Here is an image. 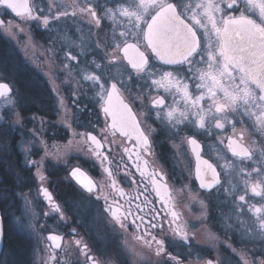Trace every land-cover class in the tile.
Listing matches in <instances>:
<instances>
[{"label":"flooded vegetation","instance_id":"af4514ba","mask_svg":"<svg viewBox=\"0 0 264 264\" xmlns=\"http://www.w3.org/2000/svg\"><path fill=\"white\" fill-rule=\"evenodd\" d=\"M188 3L189 0H182V4ZM226 3L227 0L221 7L225 8ZM238 7L243 11V0H238ZM240 11L225 8L223 13H216V18L219 21L222 15L239 16ZM246 14L258 19V12L250 11ZM186 23L191 22L186 20ZM202 31L197 29V34L201 35ZM143 44L146 43L141 42L140 46ZM146 54L150 55V50ZM194 59L197 63L193 66V72L187 71L188 65H165L154 57L151 63L170 71L179 69L188 83L189 92L197 96L201 92L195 88L199 80L195 78L194 72L196 68L203 69L206 65L198 62L199 57ZM125 64L130 71L136 73L135 69L130 68L126 62ZM111 83L115 82L110 81L108 86ZM118 88L120 95L133 110L140 128L148 135L150 150L145 151L142 145L137 144L135 134L130 139L110 127V118L102 110L105 100L101 99V102L96 103H72L79 111L74 125L78 134L83 137L81 143L86 155L73 154L68 173L58 176L55 170L54 176H50L52 180L42 183L41 186V189L48 190L52 201L58 204L63 212V218L56 212V234L61 238L60 247L53 248L46 236L49 247L57 251L56 264H222L220 255L196 240L195 229L202 231L211 221H234L239 216H243L246 221L250 260L252 263L262 264L264 236L258 233L264 230L259 228L258 217L264 216V187H258L257 194L252 191V186L264 184V155H261V150L264 149V130L257 124L255 116L229 113L227 120H221L224 128L218 129L212 119L214 108L211 113H207L212 100L205 95L200 105L207 113L206 129H200L190 123L170 128L165 120L168 109L175 107L184 110L185 105L183 97L177 92L173 91V94L179 99L173 100L169 95H152L151 92L140 91L136 87L133 99L128 98L119 85ZM255 91L259 95V90ZM161 97L164 99V105L154 106L153 100ZM217 99L222 100V94H219ZM251 111L259 114V110L254 107ZM189 119L197 118L192 115ZM75 127H55L57 133H50L49 136H53V139L57 136V140L62 136L68 139ZM89 134L100 142L99 148L88 138ZM189 137L194 138L199 145V161L197 154L192 150L193 146L188 143ZM229 138L249 147L254 153L252 160L241 161L239 157H234L228 147ZM16 147L18 149V141ZM19 153L22 166L33 171L31 165H24L23 155L20 151ZM105 157L107 159H104ZM203 161L212 165L216 173L215 178L219 180L212 188L200 186L201 180L209 184L214 179L212 170ZM198 165L199 179L196 174ZM76 167L96 185L91 193L71 177L70 172ZM105 168L111 170V177L105 172ZM153 173H162L164 176V180L156 177L157 187H160V193L164 196L163 201L154 190ZM113 180L115 189L112 187ZM164 183L167 184V192L162 187ZM178 185L182 189L181 195L176 191ZM121 190L123 195L120 194ZM97 196L100 198L97 199ZM240 196L245 199L241 201ZM42 197L46 205L53 209L48 199L43 195ZM195 202L199 209L198 215L190 214V205ZM107 206H122L121 212L131 209L132 215L125 221V228L116 225L110 213L104 211ZM256 208L262 209L261 213H256ZM172 212L177 214L178 219H173ZM137 215H142L144 220L136 219L135 224L131 223ZM96 219L98 223L94 225L93 221ZM149 220L162 227L152 228L148 224ZM177 226L187 234L186 241L175 234L174 229ZM213 230L218 234L221 232L218 228ZM153 236L156 240L164 241V253L156 254L157 244L152 239ZM77 241L80 242L79 245ZM85 245L87 248H84ZM237 248L233 244L226 245L223 252H232ZM89 256L92 257L91 260Z\"/></svg>","mask_w":264,"mask_h":264},{"label":"snow or ice","instance_id":"6c2138e0","mask_svg":"<svg viewBox=\"0 0 264 264\" xmlns=\"http://www.w3.org/2000/svg\"><path fill=\"white\" fill-rule=\"evenodd\" d=\"M221 2L223 3V0ZM0 6L10 9L17 17L38 18L32 15V8L28 4V0H0ZM98 6L102 9L101 17H97V12L91 7L87 11L95 20L97 26H99L102 18L112 20L114 22V36L117 18L123 17L126 19L125 29L119 32L121 43H115V48L123 52V57L135 69L137 78L143 80L149 89L156 86L164 88L165 91L182 93L185 101L184 110L170 107L166 113L165 120L170 128H178L180 124L190 123L200 129H206V114L211 113L214 108L215 114H222L212 116V119L215 120V127L218 129L224 128L221 120H227L228 114L232 113L255 116L257 124L264 130V0H243V11H240L238 7V0H227L225 8L240 11V15H222L219 21L215 14L223 13L225 8H222L220 3H215L214 0H206V2L202 0V2L195 5L190 3L181 4V0H174V2H166V0H114L113 7ZM82 11L84 10L82 9ZM250 11L253 13L258 12V19H253L252 16L246 14ZM189 12H191V15H187ZM186 20L191 23H186ZM43 22L47 25L48 18L44 17ZM2 23L3 21H0V24ZM197 29L203 30L201 35L197 34ZM130 39L133 42L129 43ZM142 41L146 42L145 51L140 50ZM97 47H100V45L97 44ZM148 50H150V55L146 54ZM153 57L165 65H188L187 71L189 72H193V66L197 63L194 58L199 57L198 62L206 65L203 69L196 68L194 72L195 78L199 80L195 88L201 94L193 96L189 92L188 83L185 82V78L179 69L164 71L163 73L156 70L151 63ZM72 59H75V57H72ZM96 68H101V65L96 64ZM82 78L91 81L94 87H99L98 95L105 100L103 111L112 118L111 127L113 129L119 128L121 134L130 139L135 134L137 144L142 145L145 151H149L151 143L148 135L140 128L128 104L124 103L119 95L118 83L125 90H131L125 82L118 81L106 87L107 80L111 77H102L95 72L85 74ZM149 80L151 81L150 84H148ZM255 90H259V95L256 94ZM6 92L10 93L11 89L6 83H0V97L4 96ZM219 94H222V100L217 99ZM205 95L212 100L207 113L200 105V101L205 98ZM114 98L118 101L119 108L113 105ZM153 105H164V99L161 97L153 100ZM253 107L259 110V114L251 111ZM188 109L194 111H188ZM192 115L197 119L190 120L189 117ZM157 118H160L159 113ZM234 128L235 125L233 124ZM88 138L96 144L97 148L101 146L95 136L89 134ZM188 143L193 146L192 150L197 154V160L199 161L197 141L189 137ZM234 144L235 146H233ZM228 147L232 155L239 157L241 161L252 160L253 158L254 153L249 147L236 143L231 138H229ZM125 151H128V149H125ZM261 155H264V149L261 150ZM104 159H107V157ZM203 163L212 170L214 179L209 184H205L201 180L200 186L202 188H212L213 184L219 183V180L215 178L216 173L212 165L208 164L207 161H203ZM105 172L111 177L110 169L105 168ZM141 174L143 175V173ZM196 174L199 179V165ZM71 175L77 178L78 182L90 193L96 187L94 182L79 167L74 168ZM157 176L160 180H164V176L162 173H153L152 179L154 190L163 201L164 196L160 193V187H157ZM112 187L114 189L116 187L114 180L112 181ZM162 187L165 192L168 191L166 183ZM258 187H264V184H254L252 191L257 193ZM41 191L51 203L53 210L60 213L61 218H63L60 206L52 201L48 190L41 189ZM120 194L123 195L122 190ZM99 198L97 196V199ZM168 198L171 199L170 194ZM239 199L243 201L245 198L240 196ZM105 200H107V197H105ZM121 207L107 206L104 211L110 213L116 225L125 228V221L132 215V211L126 209L121 212ZM137 208H139V205H137ZM261 211L260 208L255 209L256 213H261ZM171 215L174 220L178 219L175 212H172ZM136 219L143 221L144 217L137 215L131 223L135 224ZM153 219H155V216ZM258 222L259 228L264 230V216H259ZM148 224L152 228L162 227L152 223L151 220L148 221ZM2 232V218H0V235H2ZM174 232L181 239L185 241L188 239L187 234L181 227L177 226ZM258 234L264 236V231ZM48 239L58 241L61 238L50 235ZM152 239L157 244L156 254L164 253V241L156 240L154 236ZM76 243L79 245L80 242L77 241ZM56 247H60V244L57 243ZM84 248H87V245ZM88 258L92 259L90 256Z\"/></svg>","mask_w":264,"mask_h":264},{"label":"rangeland","instance_id":"374dc122","mask_svg":"<svg viewBox=\"0 0 264 264\" xmlns=\"http://www.w3.org/2000/svg\"><path fill=\"white\" fill-rule=\"evenodd\" d=\"M168 1L170 0H166ZM200 2L202 0H189L190 4ZM214 2L223 4L221 0ZM98 5L113 7L114 0H31L32 15L37 19L17 17L0 6V21H3L0 24V34L14 46L29 67L43 78L54 105L52 114L55 119L51 122L41 116L22 118L19 112L21 105L14 91L12 95L0 100V126L3 125L9 131H17L18 149L23 155L24 165H31L34 173V186L19 194L18 204L13 203L4 193L0 194L8 227L31 241L32 264H56L57 258V251L52 250L46 240L48 234L57 233V213L44 202L41 195L42 183L52 180L50 176H54L56 172L58 176L68 173L73 154L86 155L81 143L83 137L78 134L74 125L79 111L72 103H96L101 100L98 95L99 87H94L91 81L82 77L93 72L102 77H111L107 80L106 87L110 81H124L131 89L128 91L121 87L128 98L134 99L137 87L152 95H169L170 99H179L173 91H165L156 86L149 89L143 80L137 78V73L128 69L120 50L115 48V43H121L119 32L125 29L127 21L123 17L117 18L114 36L112 20L102 18L97 26L87 11L91 7L97 12V17H101L102 9ZM44 17L48 18L47 25L43 22ZM37 29L45 36L39 35L37 38L34 34ZM130 41L133 42L131 39L128 42ZM140 48L145 51V44ZM96 64L101 65V68H96ZM153 67L160 73L170 71L156 65ZM150 83L149 80L148 84ZM177 94L182 97V93ZM73 126L75 130L64 141L49 136V133H53L52 127L71 129ZM176 191L181 195V186L178 185ZM198 210L196 202L190 205V214L198 215ZM0 213L2 215L1 210ZM97 223V219L93 221L94 225ZM209 223L207 225L211 228L206 226L202 231L196 227V240L220 255L222 264H260L250 260L243 216L234 221ZM213 228H218L221 232L215 233ZM230 244L237 246V250L223 252L225 246Z\"/></svg>","mask_w":264,"mask_h":264},{"label":"trees","instance_id":"16d2710c","mask_svg":"<svg viewBox=\"0 0 264 264\" xmlns=\"http://www.w3.org/2000/svg\"><path fill=\"white\" fill-rule=\"evenodd\" d=\"M35 36L42 37L43 32L35 31ZM10 83L18 95L19 112L22 118L41 116L51 122L54 105L50 92L43 78L29 67L14 46L0 34V82ZM52 132L57 129L52 127ZM50 134V133H49ZM57 139V136L54 137ZM61 137L60 140H65ZM17 131H9L0 126V194L4 193L13 203L18 204L19 194L34 186L33 171L23 167L21 154L16 142ZM4 205L0 199V210L3 216V249L0 264H31V241L20 232L11 231L3 213Z\"/></svg>","mask_w":264,"mask_h":264},{"label":"water","instance_id":"95a60500","mask_svg":"<svg viewBox=\"0 0 264 264\" xmlns=\"http://www.w3.org/2000/svg\"><path fill=\"white\" fill-rule=\"evenodd\" d=\"M30 3H31V0H28V4H29V5H30ZM8 10L10 11L11 14L15 15V13L12 12L10 9H8ZM129 43H131V42H129ZM145 43H146V42H145ZM140 50L143 51L141 48H140ZM120 54L123 56V52H122V51H120ZM123 58H124V57H123ZM124 61L129 65L130 68H132L131 65L128 63L127 59L124 58ZM132 69H133V68H132ZM0 83H6V84L9 86V88L11 89V92H10V93H7V92H6L4 96L0 97V100H1L3 97L10 96V95L12 94V92H13V89H12L11 85H10L9 83H7V82H0ZM119 95H120V93H119ZM120 97H121V99L124 101V103L128 104V103L123 99V97H122L121 95H120ZM105 99H106V98H105ZM104 105H105V101H104ZM113 105H114L115 107L119 108V103H118V101L115 100V98H114V100H113ZM128 106H129V108L131 109V107H130L129 104H128ZM102 110H103V108H102ZM131 111H132V114L134 115V112H133L132 109H131ZM134 116H135V115H134ZM109 118H110V124H109V125H110V127H111V124H112V118H111V116H109ZM136 121H137V120H136ZM111 128H112V127H111ZM116 130H117V132L121 133V131L119 130V128H116ZM92 136H93V135H92ZM71 173H72V171L70 172V175H71ZM71 177L73 178L74 181H76L79 185H81V183L78 182L77 178L73 177L72 175H71ZM81 179H83V178L81 177ZM81 186H82V185H81ZM41 194L44 196L43 192H42ZM0 218H2L1 213H0ZM2 229H3V225H2ZM50 235L57 236V234H56V233H50V234L47 235V240H48V242L51 244V246H52L53 248H57V247H56V244H57V243H60V240H58V241H52V240H49L48 237H49ZM2 247H3V232H2V235H0V254H1Z\"/></svg>","mask_w":264,"mask_h":264},{"label":"bare ground","instance_id":"6f19581e","mask_svg":"<svg viewBox=\"0 0 264 264\" xmlns=\"http://www.w3.org/2000/svg\"><path fill=\"white\" fill-rule=\"evenodd\" d=\"M8 97V96H7ZM4 98V97H3Z\"/></svg>","mask_w":264,"mask_h":264}]
</instances>
